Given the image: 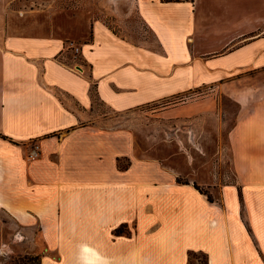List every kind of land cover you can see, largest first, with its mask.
Masks as SVG:
<instances>
[{"label": "crops", "instance_id": "0c3cea01", "mask_svg": "<svg viewBox=\"0 0 264 264\" xmlns=\"http://www.w3.org/2000/svg\"><path fill=\"white\" fill-rule=\"evenodd\" d=\"M133 8L148 39L95 20L80 64L59 60L61 38L0 22V211L30 238L37 226L43 245L30 252L41 264H190L195 253L206 264H264V0ZM200 87L236 106L223 184L209 173L179 182L95 130L107 124L94 118L96 99L120 112ZM123 226L130 232L116 234ZM85 245L100 259L85 261Z\"/></svg>", "mask_w": 264, "mask_h": 264}, {"label": "rangeland", "instance_id": "374dc122", "mask_svg": "<svg viewBox=\"0 0 264 264\" xmlns=\"http://www.w3.org/2000/svg\"><path fill=\"white\" fill-rule=\"evenodd\" d=\"M133 4L134 0H0V22L16 26L12 34H49L61 38L65 53L59 60L71 58L80 64L81 52H72L70 48L89 40L95 20L103 21L115 34L135 42L148 39L150 34ZM100 104L96 99L92 108L94 118L107 124L95 130L109 133L116 152L130 146L137 157L154 160L159 168L177 172L179 182L199 173L202 177L209 173L212 180L221 184L225 178L229 180L227 132L236 106L227 96H214L208 88L200 87L126 111L115 112ZM128 161L122 159L121 165ZM194 183L211 201L218 198L219 192L210 194L208 187L198 184L197 179ZM26 228L0 211V264H14L13 260L19 256L36 254L30 252L33 246L42 247L37 226H33L34 238H30ZM122 229L130 232L127 227ZM45 260V264L51 263ZM205 262L201 253L190 257V264Z\"/></svg>", "mask_w": 264, "mask_h": 264}, {"label": "trees", "instance_id": "16d2710c", "mask_svg": "<svg viewBox=\"0 0 264 264\" xmlns=\"http://www.w3.org/2000/svg\"><path fill=\"white\" fill-rule=\"evenodd\" d=\"M3 138H5V137H3ZM127 165L128 164L121 165L119 163V166L118 167L119 168H126ZM194 186L197 189H199L197 185H194ZM208 198H209V200H211V197L209 195H208ZM122 228H124V226L123 227H119L118 229H116L115 230V233L116 234H122V233H124V231H123ZM13 261H14V264H41V256L38 255V254H25L23 256H19V257L15 258ZM203 264H206V262L203 263Z\"/></svg>", "mask_w": 264, "mask_h": 264}, {"label": "bare ground", "instance_id": "6f19581e", "mask_svg": "<svg viewBox=\"0 0 264 264\" xmlns=\"http://www.w3.org/2000/svg\"><path fill=\"white\" fill-rule=\"evenodd\" d=\"M89 246L87 245L84 246V251L86 252V254L83 257L85 261L91 262L93 259H100L99 256L100 254L97 251L91 249L90 248L91 246L90 247Z\"/></svg>", "mask_w": 264, "mask_h": 264}, {"label": "built area", "instance_id": "2783aa9c", "mask_svg": "<svg viewBox=\"0 0 264 264\" xmlns=\"http://www.w3.org/2000/svg\"><path fill=\"white\" fill-rule=\"evenodd\" d=\"M70 51H72V52L75 51V52L78 53V52L80 51V48H79V47H73V46H72V47L70 48ZM36 148H37V147H36ZM34 155H36V154L34 153Z\"/></svg>", "mask_w": 264, "mask_h": 264}]
</instances>
